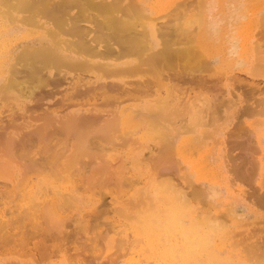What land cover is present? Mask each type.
Wrapping results in <instances>:
<instances>
[{
  "label": "rangeland",
  "instance_id": "rangeland-1",
  "mask_svg": "<svg viewBox=\"0 0 264 264\" xmlns=\"http://www.w3.org/2000/svg\"><path fill=\"white\" fill-rule=\"evenodd\" d=\"M5 1L7 4H4ZM10 1L0 0V27L18 26L29 38L36 34L44 35L47 30L51 29L58 32L60 36H66L64 30L61 34L62 29L60 30L58 27L59 32L56 25H53L57 20L52 22L62 14L63 6L61 5H63V1H66L64 6L70 10H65L69 11L71 17L68 18L69 22L62 27H67L73 21L76 24H87L93 28L90 35L94 39L92 49L79 47L83 50H93L91 51L93 53H88L91 55H89L90 57L86 55L87 64L83 63L79 66L73 64L70 68L73 71L76 70L74 73L69 70L70 68L68 70L72 75H77L78 71L81 70L84 75L90 77L96 74L106 77L107 74L108 79L120 83L128 81V84L124 82V87L132 89L130 93L125 91L127 89L124 87L123 92L120 89L115 90V93L111 90L107 91L106 95L102 94L105 98L102 97V100L97 101L96 104L89 102H95L100 97L91 95V98L94 99L91 101L89 96L85 94L89 98L87 100L81 94V96L83 95V99H81L78 97L79 95L76 97L77 94L72 89L66 91L67 94L64 93V96L62 94L56 95L53 92L55 90L53 78L56 72L66 68V66L61 67L59 65H62L63 62L57 61L59 66L55 63L56 67L53 68L52 65L55 61L52 62L51 60V58L53 59L52 54H47L44 50H42L43 52L38 51L36 48L28 51H35L36 56L35 54L31 56L29 53L28 56H24L25 59L18 54L19 46L15 48L17 42L15 38L12 36L0 37V61L7 55L6 57L11 58L9 66L15 67L14 72L12 71L13 91L10 94L14 97V101L0 100V118H2L0 119V219H2L0 220V226H2V228L0 227V234L2 235V237L0 235V264L11 262L14 264H264V84H262V82L264 83V50L261 51L264 49V40H262L263 44L260 40L264 37H260L256 41L255 46L257 45L256 47L259 48V52L254 46L255 62L258 64L254 62L253 69L239 71V76L242 75L241 79L239 77L226 78L227 73L231 70L226 65H221L218 69L214 68V72L212 73V70L208 74L207 62L211 65L213 63L207 60L208 54H205L204 49L197 42V34L193 33L195 31L192 30L198 17V9L195 5V7L189 6L186 11L184 10L185 12L182 11L185 14L182 13L184 15L182 16L181 7L179 8L175 4L180 0H153L149 5L150 11L148 13L139 8L138 5L142 4L140 0H132L133 3L131 0H103L102 2L105 1L104 4L98 2L95 4L94 1L97 0H69V2L68 0H29L30 3L28 0H22V2L25 1V4L21 3L20 0ZM19 3L31 6L22 9ZM130 3L132 6L128 5ZM24 5H22L23 8ZM174 5L177 6L175 10L172 9ZM13 7L15 8L12 9ZM19 7L20 10L17 11ZM138 9L140 10L138 11ZM6 10L8 11L6 12ZM59 11L61 12L58 13ZM160 15L162 17H157ZM24 16H26V20ZM171 16L172 18L169 20ZM152 17L154 18L151 19ZM33 19L34 22H32ZM9 20L12 22L10 23ZM163 21L165 22L164 25L168 24L166 25L168 27H165L167 32L164 31L165 29L163 30ZM140 22L144 23L141 24ZM157 23H159L158 26ZM59 24L57 23V26ZM176 25L181 28L179 26L177 28ZM249 26L250 24H247L242 29ZM135 27L136 29H134ZM150 27L153 28V31ZM159 27H163L161 29L164 32ZM158 28L161 32H158ZM141 30L143 33L140 32ZM260 44L263 48L259 47ZM146 46L148 49H145ZM79 48L77 47L78 50ZM80 52V56L85 54L82 50ZM259 55H261L260 59L258 58ZM24 60L29 61L26 64ZM43 63L46 64V67L43 66ZM215 64L218 65L219 62ZM236 67L237 65L232 62V68ZM32 69L36 72L35 74ZM54 69H58V71ZM1 70L4 71L3 66H0ZM15 70L20 71L16 72ZM38 72L40 74H37ZM192 72L194 78H192ZM185 73L189 75L186 76ZM207 74L208 76H206ZM28 75L30 76L28 77ZM31 75L36 77L32 78ZM202 75L206 76L205 80H203ZM76 78L74 77L73 81L75 83L80 80L79 77V79ZM208 78L211 80L209 79V81ZM16 80L18 83L15 82ZM46 81L47 83L44 85ZM258 81L261 83H255ZM218 82L220 85L217 84ZM158 84L162 88L158 87ZM170 84L175 89L169 86ZM256 86L258 91L255 89ZM36 88L40 90L38 91ZM118 92L122 94L118 95ZM125 92H127V96L128 94L131 96L124 97ZM24 93L27 96H24ZM45 95L47 96L45 97ZM133 95L134 97H132ZM86 100L90 101L85 103ZM190 100H193L192 103ZM195 102L197 105L199 104L198 108L203 106L202 109L204 110L200 109L202 110L200 111L197 108L194 110ZM210 103L211 106H209ZM181 104H184V111ZM157 105L159 108L156 107ZM25 107L30 110L26 109L27 111H25ZM85 110L96 111L95 113L105 112V115L99 119L95 118V124L88 123L90 127L88 124L82 127L78 124V126H74L72 116L74 115L75 119L76 115ZM107 110L109 112H106ZM196 110L200 112L197 113ZM136 111H139L140 114L138 113V115L141 119L136 118L137 116L133 117ZM173 112L182 115L180 117L176 115L174 118ZM17 114L24 116L19 118ZM48 114L50 115L48 116ZM146 114L153 115L156 119L153 116H146ZM4 115L5 117H3ZM15 115H17L16 120H14ZM12 117L13 122L11 123ZM3 118L13 127L5 125ZM166 118L171 119L167 122ZM170 120H174V123ZM181 120L182 122L178 123ZM5 126L6 128H4ZM176 129H179V132ZM117 134L125 140L121 143H115L113 139ZM257 136H259V141L256 140ZM179 139H184V141L177 148ZM108 141L114 143L111 142V144ZM149 144L152 145V148ZM143 153L146 154L142 156ZM169 153L171 154L169 155ZM157 160L160 162L158 163ZM166 160L167 162H165ZM181 160H185L187 163L184 164ZM173 162L174 164L171 165ZM151 166L153 167L151 168ZM122 169H124V173L119 171ZM22 171H25V174ZM80 174L82 177L78 178L81 176ZM120 174L122 175L120 176ZM18 180L20 181V188L17 184ZM134 180L137 182L134 183ZM199 180L201 183L198 186ZM26 181L28 182L26 183ZM156 183H159L158 187L155 186ZM170 183L174 186L172 187ZM16 184L18 188L14 190ZM164 184H166L167 189L169 187L172 189L169 188L170 190H166V192L165 189H162ZM193 184L200 188L196 187L195 189ZM6 185L7 187L11 186L12 190ZM178 185L180 186L178 187ZM209 185L213 187L208 188ZM52 186L60 189L70 187L66 193L67 196H63L67 198V203L64 198L61 200V197L51 190L49 191L53 196L47 192V189L52 188ZM21 188L23 190L19 191ZM154 188L159 193L152 194L151 192L155 193ZM138 189L142 190L138 191ZM147 190L152 197L156 196L155 201L147 193L150 198L145 197ZM39 191H41V196H39ZM23 192L26 193L25 196H23ZM182 192L183 196H186V198L185 196L182 197L181 194L182 201L184 198L185 200L188 199L187 201L191 206L189 204L184 206L183 202L178 201L180 197L178 195ZM72 194L74 195L71 196ZM172 196L177 198V201L174 200L180 206L179 224L182 223L181 228H186L187 230L184 229V231L187 234L195 236L192 242L195 246H192L194 257L192 255L185 256L186 244L180 233L179 235L173 234L175 238L173 235L170 237L158 235L163 234L164 225L169 220L170 214L167 203L170 202L169 198L173 199ZM37 197H40L41 204L35 205L36 208L35 206L31 209L27 208L31 201L33 202ZM69 198L71 199L68 200ZM45 199H52L54 208H52L50 200L49 203L44 201L43 204ZM148 201L151 210L148 209L146 212ZM56 203L58 204L56 205ZM136 203L141 212H138V208L135 210ZM16 206V211H14ZM57 206L59 207L57 208ZM23 207L27 208L25 211L28 212L27 216L24 212H19ZM112 208L117 209L114 211ZM39 209H42V213ZM54 209L62 217L60 222L58 221L60 217H55L57 215ZM149 210L156 211L159 215L158 222L154 221L156 226L152 224V238L155 241L153 249H150L145 237L147 222L141 218L142 215L149 213ZM190 210L192 211L190 212ZM121 211L126 215H123ZM127 214L129 215L127 216ZM195 215L199 216L195 218ZM22 217L24 218L22 219ZM1 221H4V224ZM33 226L35 227L33 228ZM158 226L161 228L159 229ZM135 232L138 233L137 236ZM124 234L126 237H123ZM156 235L158 236L156 237ZM199 236L201 237L199 238ZM161 237L163 238L160 239ZM173 243L179 246V251H176L174 256L173 254L167 256L166 254L169 253ZM213 260L214 263H212ZM175 261L178 262L175 263Z\"/></svg>",
  "mask_w": 264,
  "mask_h": 264
},
{
  "label": "bare ground",
  "instance_id": "bare-ground-1",
  "mask_svg": "<svg viewBox=\"0 0 264 264\" xmlns=\"http://www.w3.org/2000/svg\"><path fill=\"white\" fill-rule=\"evenodd\" d=\"M4 1V0H3ZM8 1V0H7ZM10 1V0H9ZM16 1H19V0H16ZM15 1V2H16ZM21 1V3H24L25 4V1H23L22 2V0H20ZM29 1V0H28ZM71 1V0H70ZM94 1V0H93ZM103 0H97V1H94V3L96 4V2H98V3H100V4H104L105 3V1L104 2H102ZM11 2V1H10ZM37 2V1H36ZM35 2V3H36ZM40 2H42V1H40ZM44 2V1H43ZM47 2V1H46ZM66 1H63V5H61V3H60V5L61 6H63L62 7V9H61V11H62V14L61 15H59V16H55L56 18L54 19V17H53V19L55 20V21H53L52 20V18H51V20H52V22H56V20H57V22L54 24L53 23V25H56V28H57V30H58V27H59V29L61 30V34H62V32H63V30L65 31V33L66 34H64V35H66V36H60L59 35V33L58 32H56L55 30H47L46 31V34H36V35H34L33 37H31V38H29V37H26V35H24V33L22 32V30L20 29V27H18V26H12V27H7V28H2V27H0V37L1 38H3V37H6V36H12V38H15L16 40H17V42H16V46H15V48H17V46H19V51H18V54L19 55H22L23 57L26 55V56H28L27 54H31V56H32V54H35L34 52L35 51H31V52H28L29 50H31V49H37L38 51H42V50H44L45 52H47V54H52L51 56L53 57V59L51 58V60H52V62H53V60L55 61L54 62V65H52L53 66V68H54V66L56 67V65H58L59 63H56L57 61L58 62H63V64H65V65H61V64H59L61 67H64V66H66V68L65 69H67V70H65V69H60L61 71H59V72H56V75H54V83H55V86H53L54 88H55V90L53 91L56 95L57 94H64L66 91H70V89H72L74 92H76V97L78 96L79 98H81V99H83V95H84V98L85 99H87L88 97L87 96H89V98H91V95L94 97V96H98V97H100V99L98 100H96L95 102L94 101H92V100H94V99H92L91 98V101L92 102H89V101H87L86 100V102L85 103H87V102H89L90 104L92 103V104H96V102L97 101H101L102 100V97L103 98H105V96L104 95H106L107 94V91H110L111 90V92L113 91H115V90H117V89H120L121 90V92H123V87H124V85H125V83L124 82H126L127 84H128V81H124V82H122V83H120L119 81H115V80H113V79H108L107 77H108V75L106 74V77L103 75H94L93 77H90V76H88V75H84V73L81 71V70H77L78 71V73H77V75H72L71 74V72L69 71V70H72L70 67H72L73 66V64L74 65H77V66H79V65H82L83 63H86L87 64V58H86V55H90V54H88L89 52H91V51H93V50H83L82 48H79V47H81V46H83L85 49H92V47H93V41H94V39L92 38L93 36H91L90 35V32H92L93 30V28H90L87 24H76V23H73V22H71V23H69V25H67V27H62V25H64V24H67L68 22H69V20H68V18H70L71 16H70V14H69V11H66L67 9H69L70 10V8H65V3ZM68 2H69V0H68ZM110 2V1H109ZM131 2H132V0H131ZM134 2V1H133ZM132 2V3H133ZM17 3V2H16ZM29 3H30V1H29ZM29 3H26V4H29ZM93 3V2H92ZM93 3V4H94ZM3 4V3H2ZM1 4V5H2ZM4 4H7L6 3V1H5V3ZM20 4V3H19ZM24 4H22V5H24ZM46 4V3H45ZM110 4V3H109ZM175 4H177V6L180 8V9H182L181 11H180V13L182 14H184V12L186 11V9L189 7V6H197V9H198V17H197V21H196V23H195V26H193L192 27V30L193 31H195V32H193V33H196L197 34V42L201 45V48L202 49H204V51H205V54H208V58H207V60H210V62L211 63H213V65H211L210 63H208L207 62V60H206V62H207V64H208V68H209V71H208V74L210 73V71H212V73L214 72V68L215 69H218L221 65L223 66V65H226V67H230L231 68V70H229V72L227 73V75H226V78H240L241 79V76H239V71H243V70H249V69H253V63L255 62V53H254V46H255V44H256V41H258V39L261 37H264V0H180V1H178V2H176ZM16 5H18V4H16ZM21 4H20V6H21V8L22 9H25V7H30V6H27V5H24V8H23V6H22ZM69 5V4H68ZM98 5V4H97ZM128 5H131L132 6V4L130 3V4H128ZM135 5V4H134ZM44 6V5H43ZM104 6V5H103ZM131 6H130V8H131ZM176 5H174L173 7H172V9L173 10H175L176 9V7H177ZM194 6V7H195ZM7 7H9L8 5H7ZM48 7V6H47ZM46 7V8H47ZM194 7H193V9H194ZM15 7H13L12 9H14ZM28 8H26L27 10H28ZM35 8H38V7H35ZM34 8V9H35ZM11 9V10H12ZM66 9V10H65ZM192 9V8H191ZM18 10H20V7L17 9V11ZM37 10V9H36ZM45 10V9H44ZM52 10V9H51ZM140 9H138V11H139ZM171 10V9H170ZM185 10V11H184ZM8 10H6V12H7ZM29 11V10H28ZM38 11H40L39 9H38ZM48 11V10H47ZM61 11H59L58 13H60ZM142 11V10H141ZM172 11V10H171ZM182 11H184V12H182ZM24 12V11H23ZM36 12V11H35ZM35 12H33V13H35ZM45 12V11H44ZM76 12V11H75ZM136 12V11H135ZM169 12V11H168ZM168 12H167V14H168ZM174 12V11H173ZM178 12V11H177ZM9 13V12H8ZM7 13V14H8ZM50 13V12H49ZM48 13V14H49ZM52 13H54V12H52ZM138 12H136V14H137ZM171 13V12H170ZM169 13V14H170ZM196 13V12H195ZM135 14V15H136ZM141 14V13H140ZM182 14V16H184ZM196 14V15H197ZM10 15V14H9ZM34 15V14H33ZM41 15V14H40ZM50 15V14H49ZM138 15V14H137ZM136 15V16H137ZM178 15V14H177ZM177 15H174V16H177ZM53 16H54V14H53ZM73 16V15H72ZM139 17H140V15H138ZM167 16H170V15H167ZM26 16H24V18H25ZM46 17V16H45ZM75 17V16H74ZM121 17V16H120ZM157 17H162L161 15L160 16H157ZM166 17V16H165ZM23 18V17H22ZM77 18V17H76ZM135 18V17H134ZM154 17H152L151 19H153ZM167 18V17H166ZM172 18V16L171 17H169V20ZM28 19V18H27ZM32 19V18H31ZM45 19H47V18H45ZM72 19V18H71ZM139 19V18H138ZM137 19V20H138ZM13 20V19H12ZM19 20V19H18ZM25 20H26V18H25ZM78 20V19H77ZM86 20V19H85ZM140 20V19H139ZM166 20V19H165ZM164 20V21H165ZM175 20V19H174ZM178 20V19H177ZM10 21V23L12 22L11 20H9ZM8 21V22H9ZM35 20L33 19V21L32 22H34ZM162 22L163 23V27H159L160 29L161 28H163V30L165 31V32H167L166 31V28L165 27H168V26H166V25H168V24H166V25H164V23L165 22ZM22 22V21H21ZM134 22V21H133ZM132 22V23H133ZM136 22V21H135ZM167 22V21H166ZM57 23L59 24L58 26H57ZM78 23V22H77ZM141 24L142 23H144V22H140ZM181 23V22H180ZM93 24V23H92ZM140 24V25H141ZM156 24V23H155ZM154 24V25H155ZM158 24L159 23H157V26H158ZM171 24V23H170ZM173 24V23H172ZM247 24H250V26L249 27H246V28H244V29H242V27L243 26H245V25H247ZM61 25V26H60ZM180 25V24H179ZM178 25V26H179ZM34 26V25H33ZM36 26V25H35ZM66 26V25H65ZM156 26V25H155ZM177 26V25H176ZM178 26H177V28H178ZM181 26V25H180ZM179 26V27H180ZM62 27V28H61ZM136 27H137V25H136ZM136 27L134 28V29H136ZM55 28V27H54ZM141 28V27H140ZM143 28H145L144 26H143ZM158 28V32L160 31V29ZM175 28V27H174ZM181 28V27H180ZM150 29H151V31H153V28L152 27H150ZM242 29V30H241ZM92 30V31H91ZM143 30V32L144 33H146V31L144 30V29H142ZM142 30L140 31V32H142ZM155 30H156V28H155ZM162 29H161V31L162 32H164ZM179 30V29H178ZM188 30V29H187ZM135 31H138V30H135ZM157 31V30H156ZM160 31V32H161ZM186 31V30H185ZM191 31V30H190ZM142 32V33H143ZM157 32V33H158ZM192 33V35H194ZM158 35H159V33H158ZM19 36V37H18ZM68 36H70L71 38H69ZM193 37V36H192ZM29 38V39H28ZM261 40V44H263L264 43V41H263V43H262V40H264L263 38L262 39H260ZM163 41V40H162ZM29 43H33L34 44V46L35 47H33V46H30V45H28ZM145 43H147L146 42V40H145ZM166 43H167V41H166ZM261 44L259 45V47L261 48L262 46H261ZM66 46V47H65ZM257 46V45H256ZM255 46V47H256ZM77 47L79 48V50L77 49ZM257 48V47H256ZM255 48V49H256ZM263 48V47H262ZM145 49H148L147 48V46H146V48ZM159 49V48H158ZM157 49V50H158ZM161 49H162V47H161ZM258 49V52H259V48H257ZM84 51L85 52V54H82V56H80V54L79 53H81L80 51ZM157 50H156V52H157ZM264 49H262L261 51H263ZM37 52V51H36ZM43 52V51H42ZM49 52V53H48ZM256 52V54H257V51H255ZM91 53H93V52H91ZM153 53H154V51H153ZM152 53V54H153ZM200 53V52H199ZM47 54H46V56H47ZM49 55V56H50ZM258 55V54H257ZM7 56V55H6ZM4 57L1 61H0V66H3L4 67V71L3 70H1L0 71V100H2V101H6V100H13L14 101V97L13 96H11L10 94H11V92L13 91V84H14V81H13V72H14V68H12L13 66L12 65H10L9 66V63H10V57ZM35 56H36V54H35ZM91 56V55H90ZM89 56V57H90ZM95 56H97V55H95ZM202 56H204L203 54H202ZM260 57H258L259 59L261 58V55H259ZM20 57V56H19ZM19 57H16L17 59H19ZM43 57V56H42ZM25 58V57H24ZM24 58H22V59H24ZM49 58V57H48ZM17 59H15V60H17ZM26 59V58H25ZM258 60V59H257ZM27 61H29V60H24V63H28ZM19 62H21L22 63V61H19ZM50 62V61H49ZM216 62H219V64L217 65V64H215ZM232 62H234V64L235 65H237V67L236 68H232ZM14 63H16V64H18L17 62H15L14 61ZM13 63V64H14ZM37 63V62H36ZM42 63V61L40 62V64ZM45 63V62H44ZM44 63H43V66H45L44 65ZM55 63H56V65H55ZM255 63H257V62H255ZM47 64H49V63H47ZM53 64V63H52ZM258 64V63H257ZM264 64V63H263ZM35 65V64H34ZM58 65V66H59ZM260 65H262V64H260ZM20 66V65H19ZM32 65H30V67H31ZM37 66V65H36ZM40 66V65H39ZM46 67V66H45ZM257 67H260V66H257ZM12 68V69H11ZM17 68V67H16ZM32 68V67H31ZM30 68V69H31ZM35 68H37V67H35ZM58 68V67H57ZM70 68V69H69ZM211 68V69H210ZM19 69V68H18ZM40 69V68H39ZM38 69V70H39ZM69 69V70H68ZM77 69V68H76ZM83 69V68H82ZM234 69V70H233ZM255 69H257L256 67H255ZM25 70V69H24ZM26 70H28V69H26ZM33 70V69H32ZM37 70V69H36ZM41 70V69H40ZM39 70V71H40ZM54 70H56V69H54ZM191 70V69H190ZM193 70V69H192ZM13 71V72H12ZM16 71V70H15ZM18 71H20V70H18ZM18 71H16V72H18ZM22 71V70H21ZM56 71H58V69L56 70ZM76 70H72V73H74ZM194 71V70H193ZM196 71L198 72V70L196 69ZM28 71H26V73H27ZM31 72V71H30ZM33 72H34V70H33ZM41 72V71H40ZM40 72H38L37 74H40ZM200 72V71H199ZM216 72V71H215ZM258 72V71H257ZM10 73V74H9ZM25 73V72H24ZM26 73H25V75H26ZM32 73V72H31ZM30 73V74H31ZM36 72H34V74H35ZM218 73V72H217ZM254 73V72H253ZM258 73H261V72H258ZM28 74H29V72H28ZM37 74H36V76H37ZM186 74V73H185ZM208 74L206 75V76H208ZM112 75V74H111ZM189 75V74H188ZM187 74H186V76H188ZM201 75V74H200ZM200 75H198V76H200ZM212 75V74H211ZM30 75H28V77H29ZM32 76V75H31ZM35 76V75H34ZM34 76H32V78L34 77ZM35 76V77H36ZM190 76H191V73H190ZM194 75H193V72H192V78H194L193 77ZM196 77H197V75H195ZM205 75H202V77L204 78L203 80H205V78H206V76L204 77ZM222 76V75H221ZM24 77V76H23ZM23 77H22V80H23ZM44 77V76H43ZM42 77V78H43ZM74 77L76 78V79H79L80 78V80L78 81V82H73L74 81ZM79 77V78H78ZM214 77V76H213ZM259 77V76H258ZM87 78H89V79H87ZM189 78V77H188ZM217 78V77H216ZM219 78V77H218ZM264 78V77H263ZM26 79V78H25ZM47 79V78H46ZM50 79V78H49ZM75 79V80H76ZM87 79V80H86ZM211 80V78H208V80ZM245 79V78H244ZM34 80V79H33ZM36 80L38 81V79L36 78ZM42 79H40V81H41ZM51 80V79H50ZM209 80V81H210ZM228 80V79H227ZM231 80H233V79H231ZM252 80V79H251ZM251 80H249V82L251 81ZM18 80H16L15 82L16 83H18L17 82ZM43 81V80H42ZM19 82L21 83V81L19 80ZM31 82V81H30ZM36 82V81H35ZM50 82H52V81H50ZM243 82H244V80H243ZM252 82V81H251ZM254 82V81H253ZM19 83V84H20ZM40 83V82H39ZM46 83H47V81L45 82V84L44 85H46ZM129 83H131L130 81H129ZM255 83H259V81L258 82H255ZM261 83V82H260ZM259 83V84H260ZM22 84V83H21ZM20 84V85H21ZM36 84V83H35ZM34 84V85H35ZM161 84H163L162 82H161ZM217 84H219V82L217 83ZM262 84H264L263 82H262ZM53 85V84H52ZM220 85V84H219ZM252 85V84H251ZM22 86V85H21ZM38 86V85H37ZM36 86V87H37ZM42 86V85H41ZM41 86H40V89H41ZM129 86V85H128ZM131 86V85H130ZM160 85L158 84V87H159ZM169 86H171V84L169 85ZM248 86H249V84H248ZM257 86H259V85H257ZM257 86L255 87V89L257 88ZM23 87H24V85H23ZM23 87H22V89H23ZM39 87V86H38ZM44 87V86H43ZM52 87V88H53ZM161 87V86H160ZM172 88H174V86L172 85L171 86ZM252 87V86H251ZM26 88L28 89V86H26ZM125 89H127V87H124ZM162 88V87H161ZM253 88V87H252ZM31 89V88H30ZM38 91L40 90V89H38V88H36ZM130 88H128L127 90H125V91H129V93L131 92V89L129 90ZM158 90H159V88H157ZM175 89V88H174ZM177 89V88H176ZM48 90V89H47ZM120 90H118V91H120ZM157 90V91H158ZM178 90V89H177ZM222 90V89H221ZM254 90V89H253ZM257 91L259 90V89H256ZM23 91V90H22ZM35 91V90H34ZM52 91V90H51ZM50 91V92H51ZM161 91V90H160ZM181 91V90H180ZM180 91H178L179 93H180ZM183 91V90H182ZM252 91V90H251ZM17 92V91H16ZM27 92H28V90H27ZM52 92V93H53ZM127 92H125V96L124 97H130L131 96V94L129 95L128 94V96H127ZM184 92V91H183ZM22 94H23V92H21ZM52 93H50L51 95H52ZM115 93V92H114ZM153 93V92H152ZM162 93V92H161ZM172 93V92H171ZM223 93V92H222ZM260 93V92H259ZM262 93V92H261ZM35 94V93H34ZM48 94V96H49V93H47ZM67 93H65V95H66ZM72 94H74V93H72ZM81 94H83L82 96H81ZM87 96H86V95ZM102 94H104V95H102ZM120 94H122V93H120V92H118V95H120ZM151 94V93H150ZM149 94V95H150ZM154 94V93H153ZM224 94V93H223ZM43 95V94H42ZM50 95V96H51ZM101 95V96H100ZM124 95V94H123ZM143 95V94H142ZM159 95V94H158ZM171 95V94H170ZM23 96V95H22ZM24 96H27V94H25L24 93ZM28 96H29V92H28ZM47 95H45V97H46ZM64 96V95H63ZM73 96V95H72ZM86 96V97H85ZM138 96H140V95H138ZM146 96H147V94H146ZM171 96H173V95H171ZM190 96V95H189ZM62 97V96H61ZM109 97H111V96H109ZM132 97H134V95L132 96ZM160 97V96H159ZM164 97V96H163ZM166 97V96H165ZM164 97V98H165ZM193 97V96H192ZM30 98V97H29ZM37 98V97H36ZM41 98V97H40ZM68 98V97H67ZM157 98V97H156ZM160 98H162V97H160ZM177 98H178V95H177ZM181 98H183V97H181ZM189 98V97H188ZM194 98V97H193ZM32 99V98H31ZM59 99V98H58ZM65 99V98H64ZM63 99V100H64ZM74 99V98H73ZM163 99V98H162ZM172 99V98H171ZM184 99V98H183ZM66 100V99H65ZM69 100H70V98H69ZM68 100V101H69ZM79 100V99H78ZM169 100V99H168ZM182 100V99H181ZM32 101V100H31ZM61 101H62V99H61ZM76 101V100H75ZM122 101H124V100H122ZM161 101H164V100H161ZM172 101H173V99H172ZM191 101V103H192V101L193 100H190ZM197 101V100H196ZM199 101V100H198ZM197 101V102H198ZM39 102V101H38ZM155 102V101H154ZM158 102V101H157ZM169 102H171L170 100H169ZM169 102L167 103L168 105H169ZM180 102V101H179ZM182 102V101H181ZM186 102H187V100H186ZM203 102V101H202ZM202 102H201V104H202ZM34 103V102H33ZM53 103H54V101H53ZM57 103V102H56ZM69 103H70V101H69ZM79 103V102H78ZM205 103H207V102H205ZM40 104H41V100H40ZM43 104V103H42ZM77 104V103H76ZM159 104V103H158ZM170 104H172V103H170ZM180 104V103H179ZM178 104V105H179ZM194 104V103H193ZM195 104L197 105V103L195 102ZM194 104V110H195V108H197V109H202L203 108V106H202V108H198L199 107V104L197 105V107H196V105ZM33 105H35V104H33ZM33 105H31V106H33ZM50 105V104H49ZM49 105H46L47 107L49 106ZM54 105V104H53ZM56 105V104H55ZM61 105V104H60ZM82 105V104H81ZM85 105V104H84ZM167 105V106H168ZM182 105V104H181ZM207 105V104H206ZM26 106H27V104H26ZM62 106H65V105H62ZM97 106V105H96ZM153 106V105H152ZM166 106V107H167ZM180 106V105H179ZM209 106H211V103L209 104ZM11 107V106H10ZM29 107V106H28ZM50 107V106H49ZM67 107V106H66ZM156 107H158V105L156 106ZM183 107H184V104L182 105V110H183ZM204 107H205V105H204ZM40 108V107H39ZM159 108V107H158ZM172 108V107H171ZM207 108H208V105H207ZM13 109V108H12ZM30 110L29 108H26L25 107V111H27V110ZM32 109V108H31ZM41 109V108H40ZM39 109V110H40ZM65 109V108H64ZM101 109V108H100ZM162 109V108H161ZM189 109V108H188ZM209 109H210V107H209ZM202 110H204V109H202ZM202 110H200V111H202ZM206 110V109H205ZM4 111V110H3ZM34 111H36V110H34ZM63 111V110H62ZM175 111V110H174ZM179 111V110H178ZM177 111V112H178ZM184 111V110H183ZM197 111V113H199L198 112V110H196ZM96 112V111H95ZM95 112H93V111H91V110H85V111H83V112H81L80 114H78V115H76L75 116V119H74V115L72 116L73 118V120H74V126H83V125H87L88 123L90 124H92V123H94L95 124V121H94V119L95 118H97V119H99V118H101V117H103L104 115H105V112L104 113H95ZM106 112H109V110H107ZM152 112H153V110H152ZM172 112V111H171ZM188 112V111H187ZM189 112H190V110H189ZM39 113V112H38ZM138 113H139V111H136V114H135V116H133L134 118L136 117V118H139V119H141L140 117H139V115H138ZM174 113V118H175V116L177 115L178 117H180L181 115H178V114H175V112H173ZM183 113V112H182ZM14 114V113H13ZM19 114V113H18ZM17 114V115H18ZM140 114V113H139ZM17 115H15L14 116V120H16L15 119V117L17 116ZM47 115V114H46ZM50 114H48V116H49ZM67 115V114H66ZM144 115H145V113H144ZM149 115V114H148ZM147 114H146V116H148ZM160 115V114H159ZM166 115V114H165ZM19 116V118L21 117V116H24V115H18ZM40 116V115H39ZM38 116V117H39ZM43 116V115H42ZM150 117L151 116H153V115H149ZM3 117H5V115L3 116ZM30 117V116H29ZM37 117V116H36ZM37 117V118H38ZM45 117V116H44ZM157 117V116H156ZM159 117V116H158ZM18 118V117H17ZM24 118V117H23ZM32 118V117H31ZM49 118V117H48ZM51 118V117H50ZM153 118H154V116H153ZM152 118V119H153ZM161 118V117H160ZM172 118V117H171ZM171 118H169V119H171ZM177 118V117H176ZM0 119H2V118H0ZM4 119V123H6L5 125H8V126H12V125H10L12 122H13V117H12V119H11V123H7V121L5 120V118H3ZM52 119V118H51ZM55 119V118H54ZM71 119V120H72ZM107 119V118H106ZM154 119H156V118H154ZM153 119V120H154ZM167 119V118H166ZM169 119H167V122H169ZM173 119V118H172ZM178 119H180V118H178ZM38 120V119H37ZM50 120V119H49ZM48 120V121H49ZM108 120H109V118H108ZM183 120H185V119H183ZM59 121V120H58ZM99 121V120H98ZM107 121V120H106ZM171 121V120H170ZM174 121V120H173ZM173 121H171L172 123H174ZM52 122V121H51ZM97 122V121H96ZM104 122V121H103ZM157 122V121H156ZM180 122H182V120L181 121H179L178 123H180ZM158 123V122H157ZM184 123V122H183ZM14 124V123H13ZM73 124H71V125H73ZM78 124V125H77ZM88 124V125H89ZM97 124H99V123H97ZM156 124V123H155ZM182 124V123H181ZM181 124H179V125H181ZM17 125V124H16ZM158 125H159V123H158ZM186 125V124H185ZM188 125H189V123H188ZM7 126V127H8ZM118 126V125H117ZM13 127V126H12ZM88 127H90V125L88 126ZM87 127V128H88ZM189 127V126H188ZM4 128H6V126L4 127ZM18 128V127H17ZM73 128V127H72ZM71 128V129H72ZM78 128V127H77ZM102 128V127H101ZM103 128H105V127H103ZM86 129V128H85ZM90 129V128H89ZM181 129V128H180ZM93 130V129H92ZM178 132H179V129H176ZM107 131V130H106ZM105 131V132H106ZM128 132H130V131H128ZM132 133V132H131ZM127 134V133H126ZM102 136V135H101ZM130 136H131V134H130ZM210 136V135H209ZM256 136V135H255ZM112 137V136H111ZM173 137V136H172ZM125 138V137H124ZM129 138V137H128ZM127 138V139H128ZM126 139V140H127ZM98 140V139H97ZM114 142L115 143H121V142H123L125 139H123L120 135H116V136H114ZM257 141H259V136H257V139H256ZM183 141H184V139H179V141H177V142H179L177 145H176V147L177 148H179V146H181L182 145V143H183ZM108 142H110V141H108ZM111 142H113V141H111ZM110 142V143H111ZM113 142V143H114ZM171 142V141H170ZM170 142H168L169 144H170ZM106 143V142H105ZM213 143V142H212ZM112 144V143H111ZM173 144V143H172ZM149 145H151V144H149ZM149 145H148V147H149ZM109 146V145H108ZM170 147H172L171 145H170ZM151 148H152V145H151ZM164 148V147H163ZM115 149V148H114ZM159 149V148H158ZM165 149V148H164ZM173 150V149H172ZM94 151V150H93ZM92 151V152H93ZM161 151V150H160ZM102 154V153H101ZM144 154H146V153H143V155L142 156H144ZM171 153H169V155H170ZM87 156H88V154H86ZM94 155V154H93ZM141 156V157H142ZM168 156V155H167ZM94 158V157H93ZM142 158H144V157H142ZM151 158V157H150ZM165 158H166V156H165ZM168 158V157H167ZM255 158V157H254ZM59 159V158H58ZM147 159V158H146ZM170 159V158H169ZM180 159V158H179ZM183 159H185V158H183ZM101 160H103L102 158H101ZM113 160V159H112ZM140 160H141V158H140ZM150 160V159H149ZM163 160V159H162ZM161 160V161H162ZM253 160V159H252ZM144 161V160H143ZM158 161V160H157ZM174 161V160H173ZM181 161H183L184 162V164H186L187 162L185 161V160H181ZM110 162V161H109ZM125 162V161H124ZM123 162V163H124ZM137 162V161H136ZM139 162H141V161H139ZM138 162V163H139ZM149 162H151V160L149 161ZM154 162V161H153ZM160 161H158V163H159ZM165 162H167V160L165 161ZM172 162V161H171ZM178 163H179V160L177 161ZM121 163V162H120ZM122 163V164H123ZM116 164V163H115ZM174 164V162L171 164V165H173ZM124 166V165H123ZM164 166H165V164H164ZM153 166H151V168H152ZM166 167V166H165ZM78 168V167H77ZM79 168H81V167H79ZM126 168H127V166H126ZM125 168V169H126ZM164 168V167H163ZM167 168H169V167H167ZM171 168V167H170ZM174 168H175V166H174ZM173 168V169H174ZM75 169V168H74ZM82 169V168H81ZM156 169V168H155ZM176 169V168H175ZM184 169V168H183ZM24 170H26V169H24ZM177 170V169H176ZM73 171V170H72ZM71 171V172H72ZM110 171V170H109ZM119 171H122V173H124L123 171H124V169H122V170H119ZM159 171V170H158ZM169 171V170H168ZM172 171V170H171ZM170 171V172H171ZM24 172V174H25V171H22V173ZM46 172V171H45ZM44 172V173H45ZM77 172V171H76ZM125 172H126V170H125ZM55 173V172H54ZM70 173V172H69ZM152 173V172H151ZM154 173H155V171H154ZM158 173H160V172H158ZM174 173V172H173ZM187 173V172H186ZM186 173H184V174H186ZM252 173H253V171H252ZM27 174V173H26ZM53 174V173H52ZM75 174V173H74ZM126 174V173H125ZM140 174H144V173H140ZM162 174V173H161ZM44 175V174H43ZM47 175V174H46ZM71 175V174H70ZM81 175V174H80ZM122 174H120V176H121ZM160 175V174H159ZM29 176V175H28ZM48 176H49V174H48ZM57 176V175H56ZM113 176V175H112ZM125 176V175H124ZM155 176H156V174H155ZM252 176V175H251ZM72 177H74V176H72ZM77 177H78V175H77ZM82 177V175L80 176V177H78V178H81ZM111 177V176H110ZM114 177V176H113ZM182 177V176H181ZM59 178V177H58ZM75 178V177H74ZM112 178V177H111ZM121 178V177H120ZM124 178V177H123ZM122 178V179H123ZM185 178H187V177H185ZM23 179H21V181H22ZM25 180V179H24ZM124 180V179H123ZM130 180H131V178H130ZM129 180V181H130ZM186 180V179H185ZM184 180V181H185ZM187 180H188V178H187ZM186 180V181H187ZM202 180V179H201ZM201 180H199L198 181V183H197V185L199 186V184L201 183ZM19 181V180H18ZM125 181V180H124ZM128 181V182H129ZM186 181H185V183H186ZM23 182V181H22ZM28 181H26V183H27ZM135 182H137V181H135L134 180V183ZM149 182V181H148ZM147 182V183H148ZM189 182V181H188ZM2 183V185H3V182H1ZM20 183V181L19 182H17V184H18V186L20 185L19 184ZM117 183V182H116ZM154 183V182H153ZM191 183V182H190ZM189 183V184H190ZM195 183V182H194ZM6 184V183H5ZM17 184L16 185H14V190H15V188L17 189L18 188V186H17ZM22 184V183H21ZM130 184V183H129ZM146 184V183H145ZM158 184L159 183H156V187H158ZM171 184V183H170ZM175 184V183H174ZM1 185V184H0ZM78 185V184H77ZM128 185V184H127ZM165 185V186H164ZM163 185V188L162 189H165V191L166 190H170V189H172V187L174 186H172V184H171V186L172 187H169L168 189L166 188L167 186H166V184H164ZM187 185V184H186ZM192 185V184H191ZM194 185H196V184H193V186ZM202 185V184H201ZM200 185V186H201ZM17 186V187H16ZM25 186H26V184H25ZM73 186H75V185H73ZM121 186H123V185H121ZM120 186V187H121ZM144 186V185H143ZM152 186V185H151ZM170 186V185H169ZM180 185H178V187H179ZM188 186V185H187ZM190 186V185H189ZM198 186H194L195 187V189H196V187L197 188H200V187H198ZM6 187H7V185H6ZM10 188H11V190H12V187L11 186H9ZM9 187H7V188H9ZM24 187V186H23ZM43 187V186H42ZM54 186H52V188H48L47 190H45V191H47L48 193H50L52 196H53V194L49 191V190H51L54 194H57V195H59V197H61V200H62V198H64L63 196H67V194L66 193H68V191L70 190L69 188H67V189H60V188H53ZM160 187H162V186H160ZM160 187H159V190H160ZM182 187V186H181ZM191 187V186H190ZM210 187H213L212 185H209V187L208 188H210ZM19 188H20V186H19ZM151 188V187H150ZM185 188V187H184ZM193 188V187H192ZM207 188V189H208ZM186 189V188H185ZM3 191L5 190V189H2ZM10 190V189H9ZM23 189L21 188V190L19 189V191H22ZM129 190V189H128ZM141 191L142 189H138V191ZM144 190V189H143ZM153 190H155V193H153V192H151L152 194H157V192L158 191H156V189L154 188ZM211 191H212V189H210ZM6 191V190H5ZM17 191V193H18V190H16ZM15 191V192H16ZM38 191V190H37ZM76 191V190H75ZM78 191V190H77ZM121 191V190H120ZM148 191V190H147ZM145 192V194L147 193L148 195H150L151 193H149V191L148 192ZM161 191V190H160ZM164 191V194L167 192H165ZM173 191V190H172ZM1 192V191H0ZM8 192V191H7ZM14 192V191H13ZM40 192V195L39 196H41V191H39ZM126 192V191H125ZM137 192V191H136ZM163 192V191H162ZM199 192H200V190H199ZM9 193V192H8ZM24 193V192H23ZM47 193V194H48ZM159 193V192H158ZM217 193V192H216ZM11 194V193H10ZM39 194V193H38ZM45 194V193H44ZM143 194V193H142ZM145 195V197L147 198V196L148 195ZM162 194V193H161ZM160 194V195H161ZM174 194V193H173ZM181 194H182V197H184L183 196V192L182 193H180L178 196H180L179 198H178V201L180 200V202H183V204H184V206L185 205H187V204H189V201H187L188 199H186L185 200V198H186V196H185V198H184V201H187L186 203L184 202V201H182V199H181ZM185 194V193H184ZM197 194V193H196ZM19 195V194H18ZM17 195V196H18ZM26 195V193H24V195L23 196H25ZM70 195V194H69ZM68 195V196H69ZM74 194H72L71 196H73ZM76 195V194H75ZM137 195H139V194H137ZM163 195V194H162ZM161 195V196H162ZM194 195V194H193ZM202 195H203V192H202ZM12 196V195H11ZM14 196V195H13ZM17 196H15V197H17ZM80 196V195H79ZM151 196V195H150ZM165 196V195H164ZM167 196H169L168 194H167ZM149 197V196H148ZM152 197V196H151ZM156 196H154V197H152L153 199L155 198ZM4 198V197H3ZM39 198L40 197H37L33 202L31 201V203L28 205V207L27 208H30L31 209V207L33 208L35 205L37 206L39 203H40V201H39ZM79 198V197H78ZM144 198V197H143ZM150 198V197H149ZM148 198V199H149ZM151 198V200H153ZM172 198H173V196H172ZM18 199V198H17ZM56 199H57V197H56ZM65 200V202L67 203V198L65 197L64 198ZM71 198H69L68 200H70ZM138 199H139V197H138ZM142 199V198H141ZM145 199V198H144ZM157 199V198H156ZM165 199V198H164ZM167 199V198H166ZM174 199H176V201H177V198H175V196H174V198L173 199H170L169 198V200H170V202H168L167 203V205H168V208H169V220L168 221H166V224L164 225L165 227L163 228L164 229V232H163V234L162 233H160V234H158V235H164L165 237H170L171 235H173V234H178L179 235V233H180V235H182V237L184 238L183 240H185L184 242H185V244H186V246H185V250H184V254H185V256L186 257H188V256H191L192 255V257H194L193 255H194V253L192 252L193 251V249H192V246H194L193 244L194 243H192L193 242V238L195 237H193V234H187V232H185L184 231V229H186V228H181V224H179V203L177 204V202H175V200ZM204 199V198H203ZM205 199H206V197H205ZM20 200V199H19ZM19 200H18V202H19ZM31 200H33V199H31ZM50 199H45V200H43V204H44V201H47V203H49L48 201H49ZM75 200V199H74ZM82 200V199H81ZM147 200V199H146ZM208 200V199H207ZM15 201H17L16 200V198H15ZM51 201V205H52V208H54V206H53V200L51 199L50 200ZM131 201V200H130ZM129 201V202H130ZM154 201H155V199H154ZM14 202V201H13ZM13 202H11V203H13ZM18 202H16V203H18ZM128 202V201H127ZM132 202V201H131ZM139 202V201H138ZM137 202V203H138ZM151 202V201H150ZM210 202V201H209ZM62 203V202H61ZM64 203V202H63ZM85 203V202H84ZM136 203V208H135V210L138 208V204ZM140 203V202H139ZM41 204V203H40ZM43 204H42V207H43ZM58 203H56V205H57ZM134 204V203H133ZM141 204V203H140ZM159 204V203H158ZM180 204H182V203H180ZM12 205V204H11ZM14 205V204H13ZM16 205V204H15ZM56 205H55V207H56ZM65 205V204H64ZM135 205V204H134ZM145 204L143 203V206H144ZM151 205H153L152 203H151ZM190 205V204H189ZM188 205V206H189ZM10 206V205H9ZM36 206H35V208H36ZM45 206H48V205H45ZM150 205H149V201H148V204H147V208H146V212L148 211V209H150L151 207H149ZM158 206V205H157ZM183 205H182V207H184ZM191 206V205H190ZM189 206V207H190ZM13 208H14V206H12ZM41 207V206H40ZM49 207V206H48ZM59 206H57V208H58ZM61 207V206H60ZM67 207H68V205H67ZM16 208H17V206L15 207V209H14V211H16ZM23 208H24V210H23ZM19 212H24V214H25V216H27L26 214L28 213H26L25 211H27L26 209L27 208H25V207H23ZM56 208V209H57ZM141 208V207H140ZM165 208V207H164ZM56 209H54V211H55V213H56ZM113 209V208H112ZM115 209H117V208H115ZM115 209H113L114 211H115ZM182 209H184V208H182ZM181 209V210H182ZM40 210V209H39ZM112 210V211H113ZM121 210V209H120ZM138 210V212L140 211L139 210V208L137 209ZM151 210V209H150ZM149 210V211H150ZM12 211H13V209H12ZM29 211V210H28ZM36 211V210H35ZM41 211V213H42V209L40 210ZM39 211V212H40ZM53 211V212H54ZM117 211V210H116ZM118 211H119V209H118ZM117 211V212H118ZM123 211V210H122ZM121 211V212H122ZM143 211V210H142ZM192 210H190V212H191ZM18 212V213H19ZM21 212V213H22ZM33 212V211H32ZM45 212H46V210H45ZM120 212V211H119ZM132 212H135V211H132ZM141 212V211H140ZM164 212V211H163ZM167 212H168V210H167ZM183 212H185V211H183ZM199 212V211H198ZM7 213V212H6ZM10 213V212H9ZM34 213V212H33ZM48 213H50V212H48ZM77 213V212H76ZM86 213V212H85ZM123 213V215H126L124 212H122ZM32 214V213H31ZM35 214V213H34ZM74 214V213H73ZM87 214V213H86ZM183 214V213H182ZM181 214V215H182ZM198 214V213H197ZM18 215V214H17ZM39 215V214H38ZM56 215L57 216H55L56 218H59L60 216L56 213ZM129 214H127V216H128ZM133 215V214H132ZM16 216V215H15ZM96 216V215H95ZM99 216V215H98ZM196 216V215H195ZM199 216V215H198ZM198 216H196L195 218H197ZM214 216V215H213ZM37 217V216H36ZM35 217V218H36ZM64 217H67V216H64ZM63 217V218H64ZM72 217V216H71ZM134 217V216H133ZM141 217V216H140ZM158 217H159V215H158V213L156 212V211H150L149 213H146V214H144V215H142V220L143 221H145V222H147V224H146V226H147V230H146V233H145V237H146V239H147V244H148V246L150 247V249H153L154 248V239L152 238V231H153V227H152V224L154 225V221L156 220V222H158L157 220H158ZM206 217V216H205ZM24 217H22V219H23ZM27 218V217H26ZM50 219H52L51 217H49ZM61 218L62 217H60L59 218V222L61 221ZM138 218V217H137ZM203 218V217H202ZM22 219H20V220H22ZM31 219V218H30ZM79 219H81L82 220V218H79ZM106 219V218H105ZM164 219V218H163ZM0 220H2V219H0ZM7 220V219H6ZM10 221H12V219H9ZM15 220V219H14ZM19 220V221H20ZM76 220V219H75ZM78 220V219H77ZM81 220H79V221H81ZM111 220V219H110ZM197 220V219H196ZM206 220V219H205ZM212 220V219H211ZM25 221V220H24ZM55 221H57V220H55ZM54 221V222H55ZM108 221V220H107ZM2 222V221H1ZM4 222V221H3ZM2 222V223H3ZM23 222V221H22ZM58 222V223H59ZM72 222V221H71ZM73 222H74V220H73ZM72 222V223H73ZM137 222V221H136ZM182 222V221H181ZM197 223H198V221H196ZM206 222V221H205ZM14 223H15V221H14ZM40 223V222H39ZM111 223V222H110ZM138 223V222H137ZM195 223V222H194ZM4 224V223H3ZM9 224V223H8ZM11 224V223H10ZM83 224H85V223H83ZM114 224H116V223H114ZM139 224V223H138ZM159 224H160V219H159ZM199 224V223H198ZM1 225V224H0ZM7 225V224H6ZM23 225H24V223H23ZM26 225V224H25ZM56 225V224H55ZM59 225H60V223H59ZM77 225V224H76ZM124 225V224H123ZM163 225V224H162ZM112 226H114L113 224H112ZM154 226H156V224L154 225ZM159 226H161V225H159ZM158 226V227H159ZM190 226V225H189ZM1 228H2V226H0ZM8 227V226H7ZM10 227V226H9ZM35 226H33V228H34ZM37 227H38V225H37ZM65 227V226H64ZM190 227H192V226H190ZM197 227V226H196ZM207 227V226H206ZM3 228H5L4 226H3ZM39 228V227H38ZM40 228H42V227H40ZM145 228V227H144ZM161 227H159V229H160ZM192 229V228H191ZM36 230H40V229H36ZM138 230V229H137ZM154 230H155V228H154ZM187 230V229H186ZM197 230V229H196ZM195 230V231H196ZM2 231V230H1ZM66 231V230H65ZM134 231V230H133ZM140 231V230H139ZM138 231V232H139ZM157 231V230H156ZM195 231H194V233H195ZM6 232H8V231H6ZM5 232V233H6ZM64 232V231H63ZM67 232V231H66ZM188 232H190V231H188ZM2 233V232H1ZM127 234H128V232H127ZM1 235V234H0ZM5 235V234H4ZM97 235H99L98 233H97ZM135 235L137 236L138 235V233L137 232H135ZM158 235H156V237L158 236ZM62 236V235H61ZM64 236V235H63ZM127 236H129V235H127ZM174 236V235H173ZM224 236V235H223ZM1 237H2V235H1ZM90 237V236H89ZM117 237V236H116ZM123 237H126V234H124L123 235ZM201 236H199V238H200ZM225 237V236H224ZM128 238V237H127ZM140 238H142V237H140ZM163 237H161L160 239H162ZM174 238H175V236H174ZM178 238V237H177ZM228 238V237H227ZM89 239V238H88ZM117 239V238H116ZM124 239V238H123ZM139 239V238H138ZM158 239H159V237H158ZM168 239V238H167ZM204 239V238H203ZM128 240H129V238H128ZM127 240V241H128ZM135 240H137L136 238H135ZM158 241V240H157ZM160 241V240H159ZM181 241H182V239H181ZM205 241H207V240H205ZM125 242V241H124ZM138 242V241H137ZM160 242H162V241H160ZM199 242V241H198ZM209 242V241H208ZM117 243V242H116ZM127 243V242H126ZM154 243V244H153ZM157 244V243H156ZM164 244V243H163ZM129 245V244H128ZM168 244H166V246H167ZM196 245H197V243H196ZM156 246V245H155ZM158 246V245H157ZM160 246H161V244H160ZM169 246V245H168ZM200 246V245H199ZM204 246V245H203ZM181 247H182V245H181ZM195 247V246H194ZM120 249V248H119ZM148 249V248H147ZM158 249V248H157ZM165 249H167V248H165ZM204 249H205V247H204ZM212 249V248H211ZM159 250V249H158ZM156 251V250H155ZM176 251H179V246H177V244L176 243H173L172 245H171V247H170V250L168 251L169 253H165L167 256H170L169 254H173V256H174V254H175V252ZM181 251V250H180ZM197 252H199V251H197ZM204 252V251H203ZM201 253V252H200ZM178 254V253H177ZM208 254V253H207ZM217 254V253H216ZM176 255V254H175ZM182 255V254H181ZM152 256H154V255H152ZM151 256V257H152ZM210 256H212V255H210ZM216 256V255H215ZM149 257V256H148ZM177 257V256H176ZM183 257V256H182ZM223 257V256H222ZM196 258V257H195ZM213 258V257H212ZM217 258V257H216ZM221 259V258H220ZM231 259V258H230ZM159 260V259H158ZM171 260V259H170ZM176 260H178V259H176ZM200 260V259H199ZM210 260H211V258H210ZM226 260V259H225ZM224 260V261H225ZM36 261V260H35ZM172 261V260H171ZM183 261V260H182ZM192 261V260H191ZM209 261V260H208ZM231 261V260H230ZM244 261V260H243ZM178 262V261H177ZM176 261H175V263H177ZM194 262V261H193ZM212 262V261H211ZM222 262V261H221ZM229 262V261H228ZM13 262H11V263H9V264H12ZM69 263H71V262H69ZM174 263V262H173ZM197 263V262H196ZM212 263H214V260H213V262ZM216 263V262H215ZM6 264H8V263H6ZM14 264V263H13ZM170 264H172V263H170ZM178 264V263H177ZM217 264V263H216ZM238 264V263H237ZM241 264V263H240Z\"/></svg>",
  "mask_w": 264,
  "mask_h": 264
},
{
  "label": "crops",
  "instance_id": "crops-1",
  "mask_svg": "<svg viewBox=\"0 0 264 264\" xmlns=\"http://www.w3.org/2000/svg\"><path fill=\"white\" fill-rule=\"evenodd\" d=\"M142 4H139V8L142 9L143 11L145 10V12H149L150 11V8H149V5L152 3L153 0H140ZM153 8V7H152ZM28 45L30 46H34L33 43H29ZM20 49H18L17 51H19Z\"/></svg>",
  "mask_w": 264,
  "mask_h": 264
}]
</instances>
